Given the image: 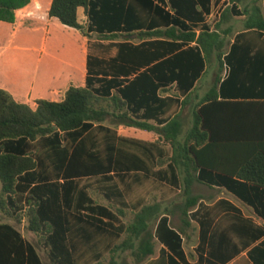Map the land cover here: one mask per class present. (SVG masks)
Returning <instances> with one entry per match:
<instances>
[{"label": "crops", "instance_id": "crops-1", "mask_svg": "<svg viewBox=\"0 0 264 264\" xmlns=\"http://www.w3.org/2000/svg\"><path fill=\"white\" fill-rule=\"evenodd\" d=\"M108 1L117 5V9L106 12L102 24H91L86 9H78V19L84 30L66 26L52 17L53 0H30L24 7L11 8L10 11L15 13L13 22L3 19L7 13L5 6L4 16L0 18V88L16 102L35 110L40 100L61 102L71 87H86L89 74L128 80V83L148 67L179 52L169 48L170 40L142 41L138 36L144 30L173 25L176 13L169 0H147L145 4L142 0ZM1 3L10 5L12 0H0ZM231 4L232 0H211L209 12H203L204 21L196 23L194 29L200 33L204 25L214 26ZM254 5L261 8L264 16V0H238L232 6L238 15L232 16L222 26V30L228 32L225 71L220 85L223 99H264V31L247 29V17L244 15V11ZM210 15L217 16L213 23L208 21ZM112 16L120 19L119 28L129 27L132 31L118 32L120 36L115 40L101 39L103 34L98 30L110 27ZM20 20L32 31L22 35L25 45L8 46L6 41L14 36ZM184 21L188 25L193 24ZM35 30H38L37 35L33 32ZM190 46L194 44L180 50ZM142 47L151 57L149 63L141 64L140 56L136 59L132 56V48L142 50ZM113 61L128 69L129 75L111 70ZM15 62L20 63V71L16 69ZM208 66L193 88L179 87L174 82L163 84L157 96L164 100V104L160 106L159 114L149 122L162 128L180 115L184 138L192 126L195 107L214 87L216 70L209 76V88L202 90ZM249 77L254 82L258 79L260 86L246 89L241 80ZM115 93L113 90L112 94ZM106 121L95 123L93 133L87 136H91V141L99 143L103 149L107 145L112 146L111 168L101 177L77 181L70 206L63 209L65 221L69 222L67 244L77 262L90 264L102 253L105 254L104 261L111 248L125 239L128 213L134 216L135 221L137 212L144 205L160 204L162 214L149 224L154 236V253L140 264H264L262 188L236 176L200 170L197 173L200 181H196L192 189L198 202L189 212L187 220L190 225L186 226L178 208L184 202V174L172 162L160 163L173 156L172 146L161 142L162 134L159 132L114 124L111 119ZM128 162L137 166L121 168ZM93 179H98L95 184L87 182ZM60 182L64 183L62 179ZM95 191L104 197L106 203L97 202ZM79 200H93L108 213L79 210ZM31 232L41 238L46 235ZM23 238L34 246L45 264L37 246L24 235ZM40 243L48 251L50 264H54L50 248L45 242Z\"/></svg>", "mask_w": 264, "mask_h": 264}, {"label": "trees", "instance_id": "trees-1", "mask_svg": "<svg viewBox=\"0 0 264 264\" xmlns=\"http://www.w3.org/2000/svg\"><path fill=\"white\" fill-rule=\"evenodd\" d=\"M29 1L1 3L0 18L7 6L3 19L13 22L15 13L10 9L24 7ZM237 1L232 0L230 8L223 11L214 26L204 25L198 33L194 26L204 21L203 12H209L211 0H169L176 13L173 25L144 30L138 36L142 41L170 40L169 48L179 52L148 67L128 83V80L89 74L86 87H71L61 102L40 100L35 110L16 102L0 88V211H7L18 224L26 221L29 230L46 234L41 241L50 248L54 264H80L69 250V222L63 215V209L68 208L73 199L76 182L101 177L111 168L112 146L103 149L87 136L93 133L95 123L111 119L114 124L162 134L161 142L172 146L173 156L160 163L172 162L184 174V202L178 208L186 226L190 225L189 212L198 202L192 189L193 184L200 181L197 175L200 170L236 176L264 190V99L231 100L220 96L228 34L222 26L238 15L232 10ZM145 2L147 0H142V4ZM79 8H85L91 24L98 25L105 21L104 14L117 9V5L108 0H53L50 15L66 26L84 30L78 19ZM244 15L247 29L264 31V16L259 6L246 9ZM112 20L110 27L98 30L103 34L101 39L115 40L120 36L118 32L132 31L129 27L119 28L118 17L112 16ZM184 20L193 24L188 25ZM191 44L194 46L180 50ZM132 50L133 58L141 57V64L151 61L144 47ZM212 58L219 63L214 87L195 107L192 126L186 136L182 138L180 115L162 128L151 124L149 119L157 116L164 104L157 96L161 86L174 82L179 87L193 88ZM115 63L113 61L111 70L129 75L128 69ZM113 90L117 93L112 94ZM98 127L104 129L101 125ZM135 166L128 162L121 168ZM77 209L94 214L108 213L93 200H79ZM161 214L160 204L140 208L135 221L126 227L125 239L111 248V264H119L116 256L120 252L131 251L137 263L151 256L154 236L149 224ZM104 255H97L90 264H104ZM0 264L43 262L34 246L25 241L14 225L0 223Z\"/></svg>", "mask_w": 264, "mask_h": 264}, {"label": "rangeland", "instance_id": "rangeland-1", "mask_svg": "<svg viewBox=\"0 0 264 264\" xmlns=\"http://www.w3.org/2000/svg\"><path fill=\"white\" fill-rule=\"evenodd\" d=\"M81 17L83 16V10L81 11ZM28 31H32L30 28H28V26H26L24 24V22H22L21 20L19 21V27L15 30V33H14V36L12 38H8L7 39V45L8 46H12V47H21L23 45H25V43L23 42L22 40V35L25 34L26 32ZM35 32V34L37 35L38 34V30H35L33 31ZM121 39H126L125 38H121ZM28 45V44H27ZM17 63V66L16 69H18L19 71L21 70V66H20V63L19 62H15ZM214 70H216L215 72H217L219 70V63L215 60V58H212L210 63H209V66H208V73L206 75V78H205V81H204V85H203V91H206L207 88H209V76L212 75V73L214 72ZM224 71H225V68H224ZM224 71L222 73V76H224ZM264 71H262L263 73ZM241 83H243L244 87L246 89L250 88V87H254V88H257L260 86V81L257 79V82H254L250 77L249 78H243L241 80ZM106 124H109V121H106ZM94 181H87V182H91V183H96L97 180L96 179H93ZM2 190V184H1V181H0V192ZM94 196L95 198L97 199V202L99 203H106V200L104 199V197L98 192V191H95L94 192ZM134 221V216L132 214H129L127 215L126 217V225H130L132 222ZM0 223H10V224H13L15 225L22 233L23 235L29 240L31 241L32 243H34L45 264H50V260H49V257H48V251L44 248V246L40 243L41 241V237L32 233L30 230H28V224L27 222L25 221L24 223H21V224H18L14 219H12L10 217V214L7 212V211H0ZM111 259H112V256H111V253L104 259V264H111ZM116 260L117 262H119V264H123V263H126V264H140V263H137L135 261V258L132 256V253L131 251H127V252H120L117 256H116Z\"/></svg>", "mask_w": 264, "mask_h": 264}, {"label": "built area", "instance_id": "built-area-1", "mask_svg": "<svg viewBox=\"0 0 264 264\" xmlns=\"http://www.w3.org/2000/svg\"><path fill=\"white\" fill-rule=\"evenodd\" d=\"M216 18H217V16H215V15H210V16L208 17V21L211 22V23H213V22L216 20Z\"/></svg>", "mask_w": 264, "mask_h": 264}]
</instances>
